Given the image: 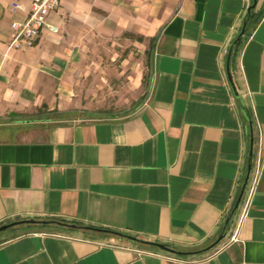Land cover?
I'll use <instances>...</instances> for the list:
<instances>
[{
	"label": "crops",
	"instance_id": "1",
	"mask_svg": "<svg viewBox=\"0 0 264 264\" xmlns=\"http://www.w3.org/2000/svg\"><path fill=\"white\" fill-rule=\"evenodd\" d=\"M253 1L60 0L59 30L15 49L32 0H0V225L60 217L189 251L20 224L0 232V264H264V0L234 44ZM97 33L149 41L147 91L124 114L77 119L75 71ZM251 148L240 207L201 251L225 231Z\"/></svg>",
	"mask_w": 264,
	"mask_h": 264
},
{
	"label": "rangeland",
	"instance_id": "2",
	"mask_svg": "<svg viewBox=\"0 0 264 264\" xmlns=\"http://www.w3.org/2000/svg\"><path fill=\"white\" fill-rule=\"evenodd\" d=\"M115 34L89 38L72 84L76 118L124 114L146 95L150 72L149 41Z\"/></svg>",
	"mask_w": 264,
	"mask_h": 264
},
{
	"label": "water",
	"instance_id": "3",
	"mask_svg": "<svg viewBox=\"0 0 264 264\" xmlns=\"http://www.w3.org/2000/svg\"><path fill=\"white\" fill-rule=\"evenodd\" d=\"M256 3H257V0H254L253 3L248 6L247 11H248L249 16L251 14V10L256 6ZM246 27H247V21H244L240 32L238 33L237 37L234 39V44L237 43L242 38V36L244 35V33L246 31ZM229 61H230V56L228 57V74H229L230 80L232 81ZM232 83H233V81H232ZM252 141H253V138H252ZM252 154H253V149L251 148L250 155H252ZM251 170H252V162H250L248 165V171H247L245 180L242 183L238 197H237L235 204L233 206V211L225 220V231L223 233H221L212 243H210L206 247L202 248L201 251H207L209 249H212L213 247L217 246L223 240V238L226 234V231L229 229V224L232 222V220L236 214L235 210H238L240 207V203H241L243 195L245 193ZM20 224H35V225L59 224V225L67 226L70 228H82V229H88V230H93V231L102 232V233L116 234L118 236L128 238L132 241L140 242V243L145 244V245H153V246H156L158 248H161L163 250L173 252V253H178V254L189 253V251L177 249L176 247L171 246L167 243L160 242V241L142 239V238H139L137 235H134V234L125 233L122 231H114V230H110L106 227H100L97 225H91V224L78 225V224L72 223V222H63V221L53 220V219H35V218L15 219V220L10 221V222L2 223L0 225V232L7 230L11 226L20 225Z\"/></svg>",
	"mask_w": 264,
	"mask_h": 264
},
{
	"label": "built area",
	"instance_id": "4",
	"mask_svg": "<svg viewBox=\"0 0 264 264\" xmlns=\"http://www.w3.org/2000/svg\"><path fill=\"white\" fill-rule=\"evenodd\" d=\"M60 6V0H32L31 10L25 19H14L11 22L10 47L25 49L32 47L44 29L57 32L59 27L48 20L51 12ZM20 3H13V11L21 8ZM262 166L261 157H257L253 167L252 184L254 185L260 174Z\"/></svg>",
	"mask_w": 264,
	"mask_h": 264
},
{
	"label": "trees",
	"instance_id": "5",
	"mask_svg": "<svg viewBox=\"0 0 264 264\" xmlns=\"http://www.w3.org/2000/svg\"><path fill=\"white\" fill-rule=\"evenodd\" d=\"M253 11V10H252ZM250 16H253V12H251V14H250ZM245 21H247V23H249V14H246V17H245ZM237 45L238 44H236V45H234V47H233V51L232 52H234V50L236 49V47H237ZM250 114V113H249ZM61 116H63V118H72V114H69V115H61V113H60V118H61ZM255 154V153H254ZM254 154H252L251 156H250V161H252V163H253V159H254ZM232 211H233V209H232ZM232 211H231V213H232ZM237 211L238 210H235V213H237ZM234 213V214H235ZM48 219H53V220H59V221H63V222H72V221H70V220H67V219H65V218H60V217H50V218H48ZM73 223V222H72ZM78 225H81L80 223H77ZM100 227H102V226H100ZM40 228L41 229H55V230H65V231H69V230H72V228H70V227H67V226H63V225H59V224H48V225H40ZM106 228H108V229H110V230H114V231H120V230H118V229H116V228H112V227H106ZM84 231L86 232V233H88V234H90L91 236H98V235H100L102 232H97V231H93V230H88V229H84ZM102 234H104V233H102Z\"/></svg>",
	"mask_w": 264,
	"mask_h": 264
}]
</instances>
